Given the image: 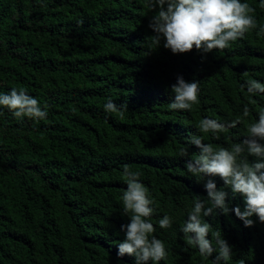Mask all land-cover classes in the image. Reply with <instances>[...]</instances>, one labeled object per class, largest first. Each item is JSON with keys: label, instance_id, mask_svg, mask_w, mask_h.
<instances>
[{"label": "trees", "instance_id": "obj_1", "mask_svg": "<svg viewBox=\"0 0 264 264\" xmlns=\"http://www.w3.org/2000/svg\"><path fill=\"white\" fill-rule=\"evenodd\" d=\"M247 2L264 24L258 0ZM152 15L147 0H0V92L26 90L49 113L21 121L0 109V264H134L117 257L120 227L130 222L124 166L155 200L152 235L168 251L160 264H212L180 231L193 196L207 193L178 153L187 147L195 158L190 134L220 147L245 138L264 110V94L241 90L249 79L264 82V35L251 30L202 62L194 48L149 51ZM178 76L199 82L191 112L167 107ZM108 98L126 109L106 113ZM245 104V122L219 140L199 133L201 119L230 123ZM230 206L243 209L242 198ZM165 214L174 217L168 230L158 226ZM205 219L232 246L228 264H264V224L245 228L231 212Z\"/></svg>", "mask_w": 264, "mask_h": 264}, {"label": "clouds", "instance_id": "obj_2", "mask_svg": "<svg viewBox=\"0 0 264 264\" xmlns=\"http://www.w3.org/2000/svg\"><path fill=\"white\" fill-rule=\"evenodd\" d=\"M258 3L264 8V0H258ZM147 4L153 13L148 27L154 33L145 40L149 51L158 49L161 44L173 55L189 53L194 48L203 62L213 50L229 48L251 30H257V36L264 35V24H258L252 15L255 9L247 0H147ZM245 89L249 97L260 96L264 94V82L249 79L241 85V90ZM171 94V102L167 105L171 111L191 112L198 102L199 82H188L178 76L171 86ZM0 109H7L21 121L24 118L44 120L49 114L37 98L26 90L15 88L0 92ZM125 109L126 106H118L111 98L104 104L106 113ZM249 113L250 108L245 104L230 123L205 117L199 122V133H211L213 139L219 140L220 133L244 123ZM0 115H3L2 111ZM186 142L188 146H195L198 153L193 159L185 147L178 156L186 160V175L203 183L207 195L193 196L192 207L187 211V219L180 231L201 257L211 258L212 264H228L233 248L219 230L213 231L205 218H214L218 214L228 216L231 212L245 228H251L257 222L264 224V110L247 125L246 136L239 143L229 147L213 146L204 142L203 135L196 133L187 136ZM122 175L127 186L121 197L122 214L130 222L120 227L124 239L116 242L117 257L127 255L134 259V264H160L167 259L168 251L165 242L152 235L156 231L151 222L156 211L155 200L141 182L139 172L124 166ZM216 177L222 180V187H217ZM237 196L243 200V209L230 206L231 199ZM173 224L174 217L167 214L158 220L160 229H171Z\"/></svg>", "mask_w": 264, "mask_h": 264}]
</instances>
